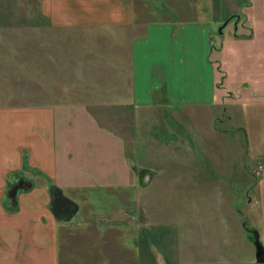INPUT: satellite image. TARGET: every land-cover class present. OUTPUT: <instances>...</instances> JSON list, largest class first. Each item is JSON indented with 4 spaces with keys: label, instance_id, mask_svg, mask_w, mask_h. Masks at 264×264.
<instances>
[{
    "label": "rangeland",
    "instance_id": "obj_1",
    "mask_svg": "<svg viewBox=\"0 0 264 264\" xmlns=\"http://www.w3.org/2000/svg\"><path fill=\"white\" fill-rule=\"evenodd\" d=\"M260 14L236 12L229 18L215 13L218 19L210 32L215 105L173 107L161 94L151 106L136 107L130 99V44L144 30L138 26L143 17L131 27L54 26L37 0H0V108L26 109L36 103L39 110L51 111L59 166L69 162L78 171L98 165V177L106 165L117 168L113 176L119 177L110 183L98 178V188L104 191L103 197L98 191V224L138 226L149 218L152 226L190 233L192 223H198L195 217L226 212L237 217L233 224L241 223L240 214L264 213V172L256 173L258 166L264 169V20L256 21ZM135 49L138 82L139 73L158 67L162 57L144 58L137 45ZM114 96L117 100L112 101ZM63 135L68 138L63 142L66 150L59 145ZM69 153L71 160L63 157ZM26 171L20 174L29 176L31 169ZM129 172L134 184L123 188ZM88 173L93 178L89 183L96 185L97 175ZM146 174L148 181L143 180ZM21 175L14 176L20 181ZM26 184L19 188L28 191ZM103 184L108 188H101ZM110 185L118 186V204L113 203L115 197L105 196L115 194ZM67 192L79 205L71 221L96 223L81 215L77 198L84 191ZM251 222L242 220L245 228ZM204 231L197 226L195 232ZM243 233L232 228L241 261L248 249L255 253ZM222 234L216 227L210 233ZM107 238L114 240L112 234Z\"/></svg>",
    "mask_w": 264,
    "mask_h": 264
},
{
    "label": "crops",
    "instance_id": "obj_2",
    "mask_svg": "<svg viewBox=\"0 0 264 264\" xmlns=\"http://www.w3.org/2000/svg\"><path fill=\"white\" fill-rule=\"evenodd\" d=\"M37 1L54 26L131 27L135 26L132 22L143 17V24L138 26L144 30L130 44V99L136 107L151 106L161 94L173 107L215 105L218 99L215 68L210 59V32L218 19L215 13L224 12L234 18L236 12L256 11L261 13L256 21L264 20V0ZM135 12L143 15L136 17ZM136 45L144 58L146 54L162 57L158 67L151 68L148 73H139L138 82ZM115 100L116 96L112 98ZM8 108H0V264H258L255 253H251L252 248L241 261L231 232L232 228L243 231L245 243L253 248L251 237L256 232L264 246V213L240 214L241 223L235 224L232 219L237 217L231 212L205 214L195 217L198 223H192L190 233H184L179 227L177 230L162 228L163 224L152 226L149 218L138 226L98 224L100 197L104 196V191L98 188V178L110 183L112 177H119L118 173L113 176L118 172L117 168L106 165L98 177V165L91 164L90 169L81 167L78 171L69 162L59 166L53 113L39 110L36 103L26 109L20 106ZM65 139L68 140L63 135L60 146L64 145ZM64 155L71 160L70 153ZM26 169H31L30 175H21ZM88 171L97 175L94 186L89 183L93 178ZM128 174L130 178L121 186L123 188L134 184L131 183L132 173ZM14 175H21L20 181ZM22 182L27 183V189L32 187L28 191L22 190L19 188ZM15 185L18 186L17 210L10 212L4 207V201L11 203L6 195ZM53 186L65 197L64 192L68 193L71 188L84 191L82 197L77 198L81 203V215L84 220L91 219L96 223L89 226L88 221L81 219L57 221L49 209V190ZM103 186L108 188L104 184L101 188ZM112 187L116 189L115 194L105 196L115 197L113 203L118 204L120 191L118 186L110 185ZM75 203L79 211V205ZM243 219L252 221L249 228L243 226ZM197 226H202L205 231L196 233ZM215 227L222 231L221 236L210 235ZM111 234L114 240L107 238V241L106 236ZM94 245L97 246L90 248ZM111 247L116 250L113 254L108 253Z\"/></svg>",
    "mask_w": 264,
    "mask_h": 264
},
{
    "label": "water",
    "instance_id": "obj_3",
    "mask_svg": "<svg viewBox=\"0 0 264 264\" xmlns=\"http://www.w3.org/2000/svg\"><path fill=\"white\" fill-rule=\"evenodd\" d=\"M227 23V22H226ZM149 174H146L143 178L144 181H148ZM18 194V186H14L8 192V197L13 203L16 200V196ZM50 204L49 209L52 212L54 218L60 222H66L72 219L78 211V206L75 202L65 197L62 194V191L53 186L50 188ZM255 245V261L258 264H264V252L263 248L260 245L258 236L252 240Z\"/></svg>",
    "mask_w": 264,
    "mask_h": 264
},
{
    "label": "trees",
    "instance_id": "obj_4",
    "mask_svg": "<svg viewBox=\"0 0 264 264\" xmlns=\"http://www.w3.org/2000/svg\"><path fill=\"white\" fill-rule=\"evenodd\" d=\"M25 188H27V187H25ZM4 203H5V201H4ZM5 208L8 209V211H10V212H15L17 210L16 200L13 202L12 207L7 208V206L5 205ZM254 233H255V236H257V233L256 232H253V235L251 237V240H253L255 238Z\"/></svg>",
    "mask_w": 264,
    "mask_h": 264
},
{
    "label": "built area",
    "instance_id": "obj_5",
    "mask_svg": "<svg viewBox=\"0 0 264 264\" xmlns=\"http://www.w3.org/2000/svg\"><path fill=\"white\" fill-rule=\"evenodd\" d=\"M264 172V169L262 166H258V171L256 172L258 175Z\"/></svg>",
    "mask_w": 264,
    "mask_h": 264
}]
</instances>
